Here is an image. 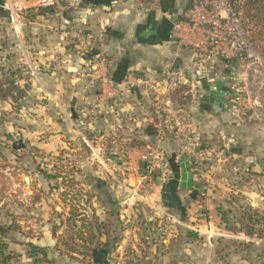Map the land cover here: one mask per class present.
Masks as SVG:
<instances>
[{"label":"crops","instance_id":"crops-1","mask_svg":"<svg viewBox=\"0 0 264 264\" xmlns=\"http://www.w3.org/2000/svg\"><path fill=\"white\" fill-rule=\"evenodd\" d=\"M38 3L0 0V15L4 10L14 13ZM189 4L190 0H72V14L64 12L65 22H72V50H65L59 41L54 46L38 45L34 51L38 65L48 60L51 65L56 57L65 62L67 70L58 75L36 70L48 94L42 96L46 99L42 105L36 100L34 115L29 112L36 124L21 129L26 133L24 142L52 151L67 146L65 138L69 136L72 167L78 170L76 179L90 188L104 213L116 216L117 222L120 216L115 211L114 190L122 193L132 177L138 183L148 173V165L153 169V180L143 197L156 215L158 211L183 210V200L198 194L212 195L213 199L221 196L223 176L214 174L205 180L208 175L200 173L199 177L190 167L194 154L204 155L198 146L208 137L218 144L226 141L217 153V170L234 156L241 158L240 167L249 166L264 174V157L253 161L249 152L248 132L258 128L232 123L228 110L231 90L226 81L231 76L221 74L231 65L217 61L204 67L196 62L191 48L172 38L173 24ZM102 56L108 57L107 72L98 62ZM168 71L181 72L187 78L181 86L189 88L190 101L180 103L172 92L163 94L158 82ZM129 79H142L152 87L128 85ZM43 133L48 137L42 139ZM236 142L242 146L236 147ZM205 181L209 182L206 186L202 184ZM250 192L263 198L253 190L242 191ZM206 205L214 207L209 200ZM203 221L205 230L210 227L213 231V221L207 217L200 219L201 224Z\"/></svg>","mask_w":264,"mask_h":264},{"label":"rangeland","instance_id":"rangeland-1","mask_svg":"<svg viewBox=\"0 0 264 264\" xmlns=\"http://www.w3.org/2000/svg\"><path fill=\"white\" fill-rule=\"evenodd\" d=\"M47 5L54 6V12L38 14V8ZM66 11L72 14V0H39L36 6L9 14L4 10L0 15V224L20 226L4 238L8 246L5 253L12 256L11 264H36L28 253L27 242L44 244L40 246L48 249V258L56 264H99L91 253L90 257L72 254L69 247L59 242L67 234H73L72 222L67 221L72 200L68 197L65 201L63 192H71L87 211L94 206L97 218L112 224L108 229L110 239H117V243L108 264H264V178H260L264 174L249 166L240 167L241 158L234 156L227 159L221 171L217 170V153L225 139L219 144L211 137L202 141L198 147L204 151L203 158L194 154L190 164L194 174L208 175L204 176L205 180L214 174L223 176L221 196L213 199L212 195L198 194L183 200V210L175 208L163 214L158 211L156 215L143 197L147 185L139 186L132 177L128 186L126 183L123 188L120 186L122 193L115 190L113 193L115 211L120 216L118 222L113 214L104 213L90 188L76 179L78 170L72 167L69 136L65 138L67 146L52 151L30 145L28 140L25 144L26 133L21 129L36 124L30 113L34 115L36 100L42 105L46 100L43 97L48 94L44 79L36 77V70L49 75L67 70L63 67L65 62L56 57L51 59V65L49 60L38 65L34 51L38 45L54 46L59 41H63L65 50L69 47L72 50V22H65ZM228 64L233 67H226L228 72L221 74V77L225 73L231 76L226 81V87L231 90L228 110L232 123L258 128L248 132L249 152L253 161H257L264 157V41H251L243 56ZM42 135V139L48 137V133ZM235 144L242 146L239 142ZM223 154L230 156L227 152ZM72 169L78 181L75 186L71 182ZM42 170L56 172L59 177L47 178L40 173ZM117 184L114 182V187ZM202 184L206 186L209 182ZM247 190L261 193L263 198L251 192L242 193ZM208 200L213 208L207 207ZM250 207L257 208V216L261 218L256 225L260 233L254 236L241 230L242 211ZM220 212L241 231L228 230ZM206 217L213 221V231L210 227L205 230L204 221L201 224L200 219ZM54 232L60 237H54Z\"/></svg>","mask_w":264,"mask_h":264},{"label":"trees","instance_id":"trees-1","mask_svg":"<svg viewBox=\"0 0 264 264\" xmlns=\"http://www.w3.org/2000/svg\"><path fill=\"white\" fill-rule=\"evenodd\" d=\"M140 3H148L153 0H138ZM234 11L237 14L246 16L247 22L245 26L251 33V41L254 43L258 39L264 41V0H231ZM54 6L47 5L38 8V14L45 15L47 13L54 12ZM13 83V81H10ZM172 94L180 103H186L192 99V95L189 92V88L186 86H180L175 89ZM47 178H56L59 175L54 172L53 174L45 171H40ZM74 169H72V186H75L78 181L75 179ZM63 199L66 201L70 197L71 206L70 214L67 221L72 222V232L73 234H67L65 240L59 239V242L69 247L72 250V254H80L83 257H90L93 255V259L100 264H108V257L114 249L117 239L111 241V232L109 229V222L100 221L95 215L92 208L88 213L85 207H82L78 201H75V197L72 196L71 192H63ZM84 208V210H83ZM84 211V212H83ZM257 208H248V210L242 211L241 214V230L244 231L249 236H254L260 233V230L256 228L261 222V218L257 216ZM223 222L227 223L226 227L228 230L233 232H240V228H236L232 223H230L227 215L220 212ZM15 223L10 225L0 224V262L2 264H11L12 256L11 254H6V248L8 247L4 238L8 237L11 230L18 228ZM68 233V230H66ZM59 235V236H58ZM53 233L54 237H60V234ZM66 234H64L65 236ZM62 236L61 238H63ZM73 237V238H72ZM106 237V238H104ZM63 241V242H62ZM78 241V242H77ZM77 242V243H76ZM28 253L30 257H34L36 264H56L53 259L48 258V249L44 246L34 244L32 242H27ZM79 248H83L80 250ZM80 252H79V250ZM91 253V254H89ZM98 260V261H97Z\"/></svg>","mask_w":264,"mask_h":264},{"label":"built area","instance_id":"built-area-1","mask_svg":"<svg viewBox=\"0 0 264 264\" xmlns=\"http://www.w3.org/2000/svg\"><path fill=\"white\" fill-rule=\"evenodd\" d=\"M246 22L240 13L234 11L231 0H190L182 18L173 24L171 35L175 42L194 51L198 64L207 67L217 61H230L243 56L251 44ZM98 62L107 72L108 57H99ZM187 82L181 72L168 71L158 83H161L163 94H167ZM127 83L131 86L152 87V84L142 79H129ZM152 154L148 155V159ZM147 171L140 178L139 186L152 182L153 169L150 165Z\"/></svg>","mask_w":264,"mask_h":264},{"label":"water","instance_id":"water-1","mask_svg":"<svg viewBox=\"0 0 264 264\" xmlns=\"http://www.w3.org/2000/svg\"><path fill=\"white\" fill-rule=\"evenodd\" d=\"M72 113H73L74 118L77 117V114H76V112H75L74 109L72 110ZM133 181H134V180H133Z\"/></svg>","mask_w":264,"mask_h":264}]
</instances>
